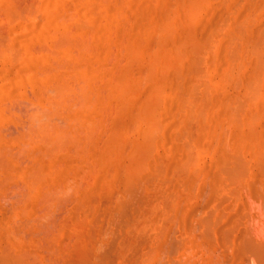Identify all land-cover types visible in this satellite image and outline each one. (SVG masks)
<instances>
[{
  "label": "rangeland",
  "instance_id": "rangeland-1",
  "mask_svg": "<svg viewBox=\"0 0 264 264\" xmlns=\"http://www.w3.org/2000/svg\"><path fill=\"white\" fill-rule=\"evenodd\" d=\"M0 38V264H264V0H0Z\"/></svg>",
  "mask_w": 264,
  "mask_h": 264
},
{
  "label": "bare ground",
  "instance_id": "bare-ground-1",
  "mask_svg": "<svg viewBox=\"0 0 264 264\" xmlns=\"http://www.w3.org/2000/svg\"><path fill=\"white\" fill-rule=\"evenodd\" d=\"M52 1H53V0H52ZM24 35H25V34H24ZM64 37H65V36H64ZM1 38H2V37H1ZM1 38H0V40H1ZM5 40H6V39H5ZM8 41H9V40H8ZM2 42H3V41L1 40V44H2ZM3 46H4V45H3ZM5 46H6V45H5ZM26 46H27V45H26ZM10 47H11V46H10ZM0 48H1V47H0ZM1 49H2V48H1ZM5 49H6V47H5ZM11 49H13V48H11ZM9 50H10V49H9ZM5 52H6V51H5ZM19 52H20V51H19ZM23 52H24V51H23ZM23 52H22V53H23ZM0 53H1V52H0ZM15 53H16V52H15ZM20 53H21V52H20ZM17 55H18V54H17ZM17 57H18V56H17ZM20 57H22V56H20ZM19 59H20V58H19ZM66 85H67V84H66ZM61 88H62V87H61ZM66 91H67V90H66ZM59 95H60V94H59ZM59 95H58V96H59ZM64 95H65V94H64ZM82 97H84L83 94H82ZM60 98H61V97H60ZM63 98H65V97H63ZM60 101H61V100H60ZM56 102H57V101H56ZM58 102H59V101H58ZM81 102H82V101H81ZM17 106H18V105H17ZM59 106H60V105H59ZM20 107H21V106H20ZM60 107H61V106H60ZM21 108H22V107H21ZM35 111H37V110H35ZM59 112H61V111H59ZM37 113H38V112H37ZM40 113H41V112H40ZM44 113H45V111H44ZM44 113H43V114H44ZM46 113H47V112H46ZM46 113H45V114H46ZM57 113H58V112H57ZM33 114H34V113H33ZM43 114H41V115H43ZM51 116H52V115H51ZM54 116H55V115H54ZM56 116H57V115H56ZM56 116H55V118H56ZM52 117H53V116H52ZM57 117H58V116H57ZM36 118H37V117H36ZM38 118H40V117H38ZM38 118H37V119H38ZM53 118H54V117H53ZM50 119H51V118H50ZM30 120H31V119H30ZM48 120H49V119H48ZM36 121H37V120H36ZM38 121H39V120H38ZM38 123H39V122H38ZM49 123H50V122H49ZM55 123H56V122H55ZM35 125H36V124H35ZM50 125H51V124H50ZM43 126H44V125H43ZM57 126H58V125H57ZM49 129H50V128H49ZM14 130H15V129H14ZM23 130H24V129H23ZM27 130H28V129H27ZM61 130H62V129H61ZM77 130H78V129H77ZM15 131H16V130H15ZM25 131H26V130H25ZM43 131L46 132V130H43ZM43 131H42V132H43ZM34 133L36 134V132H34ZM31 134H32V133H31ZM44 134H45V133H43V135H44ZM50 134H51V132H50ZM63 134H64V133H63ZM26 135H27V134H26ZM33 136H35V135H33ZM50 136H51V135H50ZM56 136H58V135H56ZM26 137H28V136H26ZM29 137H30V136H29ZM38 137H39V135H38ZM21 138H22V137H21ZM31 139H32V138H31ZM41 139H42V138H41ZM55 139H56V138H55ZM58 140H59V139H58ZM70 140H71V139H70ZM55 141H56V140H55ZM26 142H27V141H26ZM28 142H29V140H28ZM57 142H58V141H57ZM46 143H47V142H46ZM52 143H53V142H52ZM53 146H54V145H53ZM34 178H35V177H34ZM68 186H69V185H68ZM65 188H66V187H65ZM44 196H45V195H44ZM49 196H50V195H49ZM49 198H50V197H49ZM44 202H45V201H44ZM4 255H5V254H4ZM2 256H3V255H2ZM0 258H1V256H0ZM10 258H12V257H10ZM10 258H7L8 260H7L6 258H4V259H6L5 261H4L3 259H2V260L5 262V264H15V260H12V259H10ZM17 259H18V258H17ZM4 262H3V263H4ZM22 262H23V261H22ZM16 263H17V262H16ZM22 264H23V263H22Z\"/></svg>",
  "mask_w": 264,
  "mask_h": 264
}]
</instances>
